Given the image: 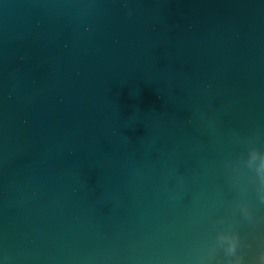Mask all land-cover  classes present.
<instances>
[{"label":"water","instance_id":"obj_1","mask_svg":"<svg viewBox=\"0 0 264 264\" xmlns=\"http://www.w3.org/2000/svg\"><path fill=\"white\" fill-rule=\"evenodd\" d=\"M264 0H0V264H262Z\"/></svg>","mask_w":264,"mask_h":264},{"label":"clouds","instance_id":"obj_2","mask_svg":"<svg viewBox=\"0 0 264 264\" xmlns=\"http://www.w3.org/2000/svg\"><path fill=\"white\" fill-rule=\"evenodd\" d=\"M237 264H240V262L238 261ZM262 264H264V258H262Z\"/></svg>","mask_w":264,"mask_h":264}]
</instances>
